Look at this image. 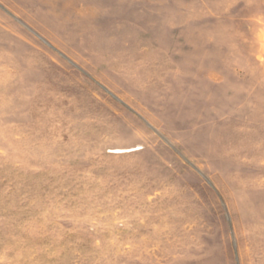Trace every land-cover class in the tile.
Returning a JSON list of instances; mask_svg holds the SVG:
<instances>
[{
    "label": "rangeland",
    "instance_id": "obj_1",
    "mask_svg": "<svg viewBox=\"0 0 264 264\" xmlns=\"http://www.w3.org/2000/svg\"><path fill=\"white\" fill-rule=\"evenodd\" d=\"M0 264H264V0H0Z\"/></svg>",
    "mask_w": 264,
    "mask_h": 264
}]
</instances>
